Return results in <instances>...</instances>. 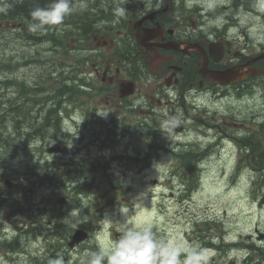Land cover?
<instances>
[{"label":"flooded vegetation","instance_id":"af4514ba","mask_svg":"<svg viewBox=\"0 0 264 264\" xmlns=\"http://www.w3.org/2000/svg\"><path fill=\"white\" fill-rule=\"evenodd\" d=\"M48 1L11 0L13 62L25 50L17 47L27 29L25 20L33 9L47 8ZM211 1L219 4L218 13L228 22L215 19L214 25L209 22L213 13L205 10L202 15L188 0H71L73 12L48 28L42 45L28 50L33 60L27 67L43 68L60 50L73 71L90 82L77 94L74 112L63 116V127L72 128V137L49 135L44 142L46 149L52 145L58 151L41 157L40 190L27 183L29 173L20 170L13 156H4L1 147L11 144L16 112H0V264H49L57 257L63 264H86L87 254L102 244L95 229L120 214L117 206L104 208L99 180L121 181L122 172L142 178L145 146L164 153L156 156L157 163L167 166L163 176L179 181L172 193L178 207L174 213H187L192 230L185 234L201 244L207 243L201 225L219 222L212 215L214 206H202L195 197L199 193L203 198L206 165H219L223 175L228 163L231 188L239 184L238 166L247 165L251 189L264 193V14L260 7L256 11V0ZM125 81L133 82V91L122 96ZM144 112H184V123L180 120V132L173 138L156 134L157 140L147 141ZM106 119L112 126L102 131L104 141L82 139L86 128ZM71 188L81 195L77 201L64 195ZM90 205L103 207L91 214ZM70 211L77 215L70 217ZM254 228L244 242L247 251H226L231 257L226 263L218 252L217 264H264V237L259 241ZM77 229L86 238L75 242ZM210 236L223 239L218 231Z\"/></svg>","mask_w":264,"mask_h":264},{"label":"rangeland","instance_id":"374dc122","mask_svg":"<svg viewBox=\"0 0 264 264\" xmlns=\"http://www.w3.org/2000/svg\"><path fill=\"white\" fill-rule=\"evenodd\" d=\"M28 71L22 69L20 71L21 76L27 74ZM58 84V80L55 81V85ZM22 93L18 89H14L11 91V94L17 95ZM233 112H237V109H234L232 106L230 107ZM239 110H243V107H240ZM161 113V112H159ZM184 113V112H183ZM145 118L148 119L150 114L149 112L143 113ZM164 116H157L162 122H165L166 119L169 118L167 113ZM181 115H178L180 117ZM238 117H243V113L239 112ZM181 120V119H180ZM179 120V121H180ZM181 124L184 122L181 121ZM166 129V128H164ZM169 131H172L169 129ZM168 136V134H164ZM33 156H18L16 157V161L20 162L19 167L23 169V165L25 162L29 164L36 163L38 169L40 170V164L38 162L40 150H39V143L35 145V149L33 150ZM135 165V164H133ZM210 168H215L214 165H210ZM225 168L228 172V176L230 177L231 169L228 163H225ZM245 168L243 172L239 176V184L237 186L228 189L227 179L221 178L217 175L214 171L210 173L205 178L206 187L203 191V200L208 205L211 202L216 201L217 194V201L218 203L222 204V207L219 208V213L217 214L221 221L223 222V227L225 231L229 233V239L235 240L239 234H245V232L250 233L254 224H256L259 220L264 221V207L262 206H255L252 204V192L250 190L248 179H249V172H247L248 166H243ZM163 169L161 167H154L152 166L149 170H146L144 173V180L147 182L151 176L163 174ZM136 174H125L122 172L121 176L123 180L118 182H110V180H106L104 178L99 180L100 186L98 189V193L101 196V200L107 201V207L104 208L117 206L119 211H125L129 208V204L133 205V208L129 209L124 213L121 217H112L111 221L108 223L112 227V224H115V229L120 231L121 227L123 228L125 224L128 226L136 228L139 225H150L152 232L153 228H155V223L158 224V229L160 235L170 236L173 237L175 240L176 235L180 236L181 232L184 229L189 228L187 223H184L182 214L175 215L174 214V206L173 202L169 199V191H170V181L166 179H162V176L158 178V181L154 183L153 181L147 184H142L139 182V179L135 177ZM119 177V176H118ZM176 183V181L174 182ZM130 184L136 188L134 191H131L129 188ZM211 184L216 185V190H211ZM175 192L171 191L172 193ZM156 195H154V194ZM64 195H66L67 199H71L73 201H77L81 195H78L73 188L64 190ZM111 196V197H110ZM121 197H125L126 202L125 204H115V198H118L120 201ZM254 200V199H253ZM101 202V204H102ZM161 202L165 206V209L168 211H164V208H159L158 204ZM103 207V205H90L87 208L91 214L98 212V210ZM81 208V207H79ZM136 209V211L131 214L130 212ZM73 212V211H72ZM250 214V216H249ZM107 217V215H106ZM110 227V228H111ZM237 231L239 233H237ZM155 235V234H154ZM119 239L114 235V231L103 230L100 241L103 244L107 243H114ZM178 247H190L196 248L198 243L195 241H189L187 238L184 240L177 241L175 243ZM78 250H82V247H79ZM213 251H206L204 254L207 256L208 259L213 255Z\"/></svg>","mask_w":264,"mask_h":264},{"label":"clouds","instance_id":"9594fccd","mask_svg":"<svg viewBox=\"0 0 264 264\" xmlns=\"http://www.w3.org/2000/svg\"><path fill=\"white\" fill-rule=\"evenodd\" d=\"M72 12L71 0H52L47 8L32 10L31 16L37 23L31 24L29 30L36 32L46 25H59ZM120 14L123 15L122 10ZM68 215L72 217L77 213L70 211ZM121 231L118 241L101 244L98 251L87 254L86 264H208L205 250L181 248L171 241L157 239L150 225L134 228L125 224ZM182 252L185 253L183 261ZM49 264H63V258L52 259Z\"/></svg>","mask_w":264,"mask_h":264},{"label":"water","instance_id":"95a60500","mask_svg":"<svg viewBox=\"0 0 264 264\" xmlns=\"http://www.w3.org/2000/svg\"><path fill=\"white\" fill-rule=\"evenodd\" d=\"M85 237H86V234L83 231L76 230L75 233H74V236H73V240L74 241H80V240L84 239Z\"/></svg>","mask_w":264,"mask_h":264},{"label":"trees","instance_id":"16d2710c","mask_svg":"<svg viewBox=\"0 0 264 264\" xmlns=\"http://www.w3.org/2000/svg\"><path fill=\"white\" fill-rule=\"evenodd\" d=\"M11 112H12V110H11ZM146 152H147V154H154V153H159V152H161V150H159V149H157V148H149V147H147L146 148ZM146 165V164H145ZM143 184H146V182H145V180L143 179L142 181H141Z\"/></svg>","mask_w":264,"mask_h":264},{"label":"bare ground","instance_id":"6f19581e","mask_svg":"<svg viewBox=\"0 0 264 264\" xmlns=\"http://www.w3.org/2000/svg\"><path fill=\"white\" fill-rule=\"evenodd\" d=\"M84 25V24H83ZM198 149V148H197ZM204 150V149H203ZM202 152V151H201Z\"/></svg>","mask_w":264,"mask_h":264}]
</instances>
